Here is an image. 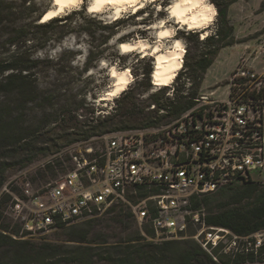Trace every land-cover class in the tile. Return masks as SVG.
Segmentation results:
<instances>
[{"label": "built area", "instance_id": "built-area-1", "mask_svg": "<svg viewBox=\"0 0 264 264\" xmlns=\"http://www.w3.org/2000/svg\"><path fill=\"white\" fill-rule=\"evenodd\" d=\"M152 87L158 88L153 82ZM193 100L191 108L161 127L107 133L96 150L73 148V168L41 188L28 178L6 182L1 190L11 195L6 214L32 234L121 205L140 227L151 226L153 242L187 237L192 225L197 231L191 236L214 260L219 248L231 255L252 251L264 264V229L239 235L206 225L204 207L192 208L217 190L264 184V75L237 70L225 98L210 92ZM107 108H97L96 116L108 115Z\"/></svg>", "mask_w": 264, "mask_h": 264}, {"label": "trees", "instance_id": "trees-1", "mask_svg": "<svg viewBox=\"0 0 264 264\" xmlns=\"http://www.w3.org/2000/svg\"><path fill=\"white\" fill-rule=\"evenodd\" d=\"M235 1L237 0H212L217 8L220 25L214 33L201 39L206 43L214 41V45L212 49L201 50L192 63V84L189 91L185 95L177 94L178 96L175 92L171 97L164 95L163 88L166 87L158 88L151 95L154 108L142 113L136 125L126 118L138 104V99L132 92H125L120 99L118 97L117 102L121 101L123 106H116L103 117H94L93 111L81 102L63 109L60 118L52 119L43 114L38 123L24 125L26 119L22 109L28 102L38 99L35 84L29 77L30 69L34 66L22 62L19 56L0 59V221L8 217L4 216L5 210L2 207L6 208L11 195L1 190L7 181L5 173L13 165H27L40 156L56 154L54 158L47 159L44 167L52 170L59 167L66 173L73 166L69 151L62 152L65 147L84 142L96 150L102 146L101 138L107 133L166 124L191 108L194 105L193 98L199 94L204 74L218 51L236 41L233 26L227 18V9ZM2 18L0 6V24ZM53 19L37 25L48 26ZM148 74L149 70L144 76L148 77ZM141 85L148 88V78L142 80ZM161 109L164 112L160 113ZM80 110L81 113L78 114ZM88 113L91 114L87 116ZM78 115L84 117L78 118ZM168 117L170 119L164 121ZM55 121L58 130L56 127L45 128ZM94 137L100 138L97 148L91 142ZM9 184H12L11 189L15 193H19L16 184ZM214 196H221L216 204L212 200ZM201 207L206 211V225L223 226L236 234L249 235L264 229V184L247 182L217 190L192 203L194 209ZM104 213L108 216L103 220L97 215L57 226L56 229L62 230L63 241H45L37 247L29 238L24 237L29 232L23 230L18 221L7 218L6 222H0V264H263L261 258L256 257L252 251L231 255L219 248L215 249L218 261L214 260L191 236L197 231V227L192 225L188 227L187 237L156 243L149 239L153 234L151 226L143 224L141 227H134L136 220L126 207L116 205ZM102 221H105L109 233L96 239L95 228Z\"/></svg>", "mask_w": 264, "mask_h": 264}, {"label": "rangeland", "instance_id": "rangeland-1", "mask_svg": "<svg viewBox=\"0 0 264 264\" xmlns=\"http://www.w3.org/2000/svg\"><path fill=\"white\" fill-rule=\"evenodd\" d=\"M92 1L82 0L73 7H65L51 17L54 19L49 22L50 25L38 26L37 23L43 22V13L54 6V0H0L3 17L0 24V59L19 56L22 62L34 66L30 69L29 77L35 84L38 99L28 102L22 109L26 119L24 125L38 123L40 121L38 119L43 114L49 115L52 119L60 118L63 109L81 102L83 106H88L93 111L94 117H97V108L108 107V112H111L116 106L122 107L123 103L117 102L116 99L118 97L120 99L125 92H132L138 99L137 107L130 110L126 117L130 123L138 124L139 116L152 110L151 104L154 103L151 102V95L158 90L152 87L151 82L154 57L150 54L140 57L137 50L122 54L117 49V42L139 39V37L152 42L157 40V29L149 27L159 23L162 18H168L166 8L171 0H147L144 6L137 9L127 8L118 17L109 9L100 13H90L88 7ZM227 18L233 26L236 41L218 51L203 77L199 90V93H209L210 90L215 89L214 96L220 98L227 94L226 84L230 83L235 71L244 69L258 76L264 75V0H237L229 5ZM173 25L176 26L177 23ZM219 25L216 15L208 28V34L214 33ZM177 36L186 48L184 64L176 80L172 81V85L159 86L166 87L163 88L165 96L169 95L170 91H173V94L176 92V95H185L189 91L192 84L190 78L193 73L192 63L201 50L212 49L214 45V41L210 43L201 41V33L198 30L177 29ZM169 43L165 41L166 46ZM103 61L115 64L119 69L129 67L133 81L122 93L112 99L101 101V94L112 83L110 66L101 67L100 63ZM147 70H149L148 77L144 76ZM146 78L150 83L148 88L141 85L142 80ZM80 113L81 110L78 114ZM90 114L88 113L87 116ZM82 117L84 116L78 115V118ZM169 119V117L164 118V121ZM163 125L162 123L155 127ZM57 126L55 121L45 128L56 127L58 130ZM139 128L133 127L121 131ZM99 141V137L91 140L96 148L99 146ZM85 146L92 145L84 142L74 143L65 147L62 152H70L73 148ZM55 155L40 156L27 165H13L5 173L6 182L13 180L20 184L23 178H28L35 188H41L48 181L65 174L62 168L57 167L52 170L44 167L43 164L47 159L54 158ZM220 197L214 196L213 202L215 204L219 202ZM6 215L5 212L4 216ZM98 215L102 220L108 216L104 212ZM7 218L10 220L9 216ZM6 219L0 222H6ZM134 223V227L139 226L136 221ZM106 226L105 221H102V224L95 228L94 238H103L108 234L109 230ZM24 237L29 238L35 247L45 241L54 243L63 241L62 230L56 228L38 231Z\"/></svg>", "mask_w": 264, "mask_h": 264}, {"label": "bare ground", "instance_id": "bare-ground-1", "mask_svg": "<svg viewBox=\"0 0 264 264\" xmlns=\"http://www.w3.org/2000/svg\"><path fill=\"white\" fill-rule=\"evenodd\" d=\"M82 0H54V6L43 13V21L51 18L65 7H73ZM147 0H93L90 10L93 13L113 10L117 17L127 8H140ZM156 1V0H152ZM168 18H162L159 23L149 28H156L154 42L148 39H133L117 42V49L125 54L135 50L144 55H152L155 59L152 71V82L156 87L168 86L177 77L183 68L186 48L183 41L177 36V29L198 30L201 37L207 36L210 24L215 20L217 8L211 0H171L167 4ZM114 17V18H116ZM177 23V27L173 24ZM169 41V45H165ZM149 51V52H148ZM139 54V53H138ZM103 60V59H102ZM101 67L110 66L111 85L101 94L100 100H109L132 84L133 76L130 68L119 69L115 64L107 61L100 63ZM130 84V85H131Z\"/></svg>", "mask_w": 264, "mask_h": 264}, {"label": "crops", "instance_id": "crops-1", "mask_svg": "<svg viewBox=\"0 0 264 264\" xmlns=\"http://www.w3.org/2000/svg\"><path fill=\"white\" fill-rule=\"evenodd\" d=\"M204 75H205V74H204ZM202 81H203V80H202ZM201 84H202V83H201ZM226 86H228V84H226ZM200 87H201V86H200ZM200 90H201V89H200ZM214 91H215V89H212V90L209 91V93H210V92H214ZM226 91H227V89H226ZM225 97H226V94H225V96L222 97V98H225Z\"/></svg>", "mask_w": 264, "mask_h": 264}, {"label": "clouds", "instance_id": "clouds-1", "mask_svg": "<svg viewBox=\"0 0 264 264\" xmlns=\"http://www.w3.org/2000/svg\"><path fill=\"white\" fill-rule=\"evenodd\" d=\"M176 78H177V77H176ZM176 78L174 79V81L176 80ZM174 81H173V82H174ZM170 85H172V83H171ZM170 85H168V86H170ZM158 88H160V87H158ZM121 93H122V92H121ZM119 94H120V93H119Z\"/></svg>", "mask_w": 264, "mask_h": 264}]
</instances>
